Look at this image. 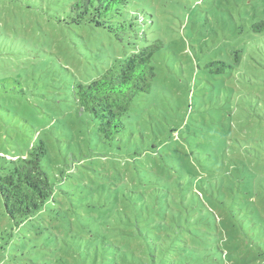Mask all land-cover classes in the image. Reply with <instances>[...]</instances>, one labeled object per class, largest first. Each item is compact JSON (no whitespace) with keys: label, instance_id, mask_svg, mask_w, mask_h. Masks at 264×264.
<instances>
[{"label":"rangeland","instance_id":"1","mask_svg":"<svg viewBox=\"0 0 264 264\" xmlns=\"http://www.w3.org/2000/svg\"><path fill=\"white\" fill-rule=\"evenodd\" d=\"M125 1L111 33L0 0V173L43 141L55 183L20 225L0 196V264H264V0ZM152 44L106 140L78 85Z\"/></svg>","mask_w":264,"mask_h":264},{"label":"trees","instance_id":"2","mask_svg":"<svg viewBox=\"0 0 264 264\" xmlns=\"http://www.w3.org/2000/svg\"><path fill=\"white\" fill-rule=\"evenodd\" d=\"M125 5V0H73L69 15L77 24L88 23L112 33L117 25L124 26L118 16ZM262 28L264 22L257 30ZM159 48L157 44L138 48L129 57L115 62L99 78L78 85V100L83 110L99 122L98 131L104 139L114 140L124 132L130 106L140 94L150 92L157 76L154 54ZM46 154V144L40 141L28 157L12 161L0 173V196L7 215L17 225L40 211L54 194L55 183L43 162ZM161 250L171 253L163 244Z\"/></svg>","mask_w":264,"mask_h":264}]
</instances>
